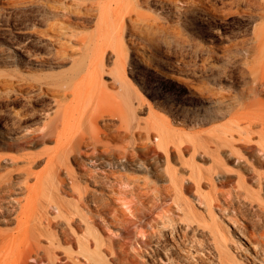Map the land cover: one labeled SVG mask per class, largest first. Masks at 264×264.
<instances>
[{
	"label": "rangeland",
	"instance_id": "1",
	"mask_svg": "<svg viewBox=\"0 0 264 264\" xmlns=\"http://www.w3.org/2000/svg\"><path fill=\"white\" fill-rule=\"evenodd\" d=\"M55 22L59 42L45 32ZM132 42L150 56L139 67ZM123 47L127 69L115 79ZM263 74L264 0H0V181L11 183L0 190V260L15 257L2 244L19 230L22 247L38 243L51 264H264ZM7 77L25 89L9 91ZM56 86L67 88L66 133L95 109L119 115L108 128L126 135L102 137L128 145L111 177L84 156L63 158L55 136L29 137L57 108L46 95ZM51 172L65 184H50ZM61 205L87 227L63 235Z\"/></svg>",
	"mask_w": 264,
	"mask_h": 264
},
{
	"label": "bare ground",
	"instance_id": "2",
	"mask_svg": "<svg viewBox=\"0 0 264 264\" xmlns=\"http://www.w3.org/2000/svg\"><path fill=\"white\" fill-rule=\"evenodd\" d=\"M61 24L62 23L57 24V22L50 23V24L48 23V26L45 28V32L49 34L50 38H52V41H53V39L58 40L59 36L61 34L62 35L66 34V32L64 30H62V28L65 26L61 25ZM68 25L71 26L72 24L68 23ZM75 25L78 26L79 23H75ZM56 26H60L59 28L61 30H57ZM70 33L73 34L74 32L71 31ZM57 42H59V40ZM262 43H263V40H262V38H260L258 40L257 44L260 47L262 45ZM66 47H67V44L64 41L59 43V46L54 50V56L56 59H58V60L64 59V54H67V51H66L67 48ZM130 47L135 49V53L139 57V58H137V62H134L131 59L130 60L131 65L134 64L135 67H139V65L142 64L143 62L147 63L150 60V56L144 52L145 51L144 47L137 46V44L135 42H132ZM96 49H98V48H96ZM122 50L124 51V53H123L124 56L121 57V55L118 53V55L116 56V59L114 61V67L111 69L115 79L121 78L125 69H127L126 68V66H127L126 65V63H127V58H126L127 57V47H123ZM261 50H263V47ZM261 50L257 53L258 56H262ZM108 54H109V51H107L106 48H103L102 50L99 51L98 62L96 63L97 68L99 66L98 69L96 68V72H97L98 77H100V75H101L100 71H101L102 66H103V57H104V55L107 56ZM46 56H48V55H46ZM96 56L97 55H95L94 57L96 58ZM107 58H108V56H107ZM45 60H47L46 57H43L42 61H45ZM95 62H96V60H95ZM260 83L264 85V74H263L262 79L260 80ZM34 85L35 84L31 82L29 84V86H27V87L31 88ZM4 86L9 91H11L14 87H16L17 90L25 89L24 85H22V84L15 85V82H13V80L8 78V77L5 79V85ZM58 87L59 86H56L53 89H51L50 91H47V94H46L48 97L52 98L53 102H55L57 104V106H56L57 108L53 111V113H49L47 111V113H46L47 117L45 118L43 124L40 127L28 130L29 137L37 138V139H45V138L47 139V138H50L52 136H55L56 139H58L57 140L58 145L56 147L54 146V148H56L55 150L57 152L61 153V156L63 158L64 157L68 158L69 156L75 157L76 154H78L80 156H84L85 159H87L88 165L101 168L105 172V174H104L105 176L111 177L112 174L115 173L116 168L125 165L122 160L123 159L125 160V154L128 151V148H127L128 145L124 144L121 147H116V146H113L112 144H110L108 141L103 140L102 137H105L108 140L115 141V140H118L120 137L126 135L127 131L125 129L124 130L121 129L122 125H119V127H116L115 129H109L108 128V126L110 125V122L115 120L116 118H118L119 115L113 111H106V110H102V109L93 110L94 109L93 108V109H91L93 111L88 116V120H89L88 122L89 123L87 125L84 124V125H82V127H81V125H78L76 128H74L70 131H69V129H71V128L68 127L67 132L68 131L69 132L66 133V130H65V126H66V122H67L66 114H65L66 112L62 113V117H61L59 115V113H60L59 106H61V101L67 94V88L64 86H63L64 88H58ZM40 88H42V87H40ZM102 92H104V91H102ZM106 92H108V91L106 90ZM45 93L42 94L41 99L46 97ZM106 94H109V93H106ZM102 95H103V93H102ZM103 96H104V99L107 100L105 95H103ZM77 98H78V96H77ZM104 99H103V101H104ZM107 101H106V103H107ZM95 106L96 105H94V107ZM67 117L69 119L71 118L69 116H67ZM73 118H74V116H73ZM100 118H102L101 121L103 122V125H104V128L106 129V131L105 130L101 131L97 125V122L99 121ZM69 119H68V121H69ZM76 119L77 118H75V120ZM70 123H71V121L69 122V124ZM71 124L73 126L74 122ZM59 127H61V129H58ZM147 150L148 151L146 153H152V152H155V154L159 153L158 150H156L154 146L147 148ZM51 153L54 154V151L53 152L51 151ZM146 156H147V154H146ZM104 157H106L107 159H104ZM48 162L49 163L55 162L52 158V154H51V158H49ZM66 174H67L68 182H70L69 186L71 187V189L72 190L77 189V191H78L77 192L78 200H81L82 198L85 199V197L87 195L86 191L79 188L80 184L77 183L75 177H71L69 175V173H66ZM119 177L120 178L118 180L123 181L124 183H128V181H130V178L128 176L124 175L123 172L120 174ZM49 180H50V184H58V185L59 184H65L64 179L60 178L58 176L57 172H51ZM124 180H128V181L125 182ZM96 181L98 183L101 182V180H99L97 178H96ZM4 182L5 181H0V190L3 188V186L8 188L11 184L10 182H6V183H4ZM110 187H114V184L111 183ZM7 190H9V189H7ZM27 201L28 202L26 204H21L20 201L17 200V202L21 204V206H19L20 207L19 211L16 213V219H17V223H18L17 225H19V226L25 223V219H23V216H24L23 213L26 210L30 209L28 207L30 200L28 199ZM60 209L62 211H64V213H65V219L64 220H65L66 224L64 225V227L63 226L60 227V230L63 233V235H70L71 234L69 231V228H68L69 225H71V224H74L76 227H79L82 225H83V227L84 226L87 227V225H88L87 221L85 219L81 218V215L78 214L77 210L75 211V209H72V208L66 207V206H62V205H61ZM27 212H26V214H28ZM25 216H27V215H25ZM103 220H105L104 217H103ZM83 222H84V224H83ZM53 223L54 222L52 220H50L48 225L53 224ZM18 232H19V230L17 231L16 234H14L11 237L10 240H8L2 244V245H4V247L7 248V250L9 249V251L14 252L15 257L14 258L12 257L13 258L12 260L7 259V257L4 260L1 259L0 264H51L53 262V260L49 257H48V259H46L45 255H43V253L39 251L40 246L38 245V243L34 244V247L31 245L28 248H23L21 245V243H22L21 239L23 237L20 236V234H22V233L21 232L18 233ZM24 233H25V231H24ZM1 235L2 234L0 233V238H3V236H1ZM37 239L39 240L40 238L38 237ZM144 242L146 243V241H144ZM34 252H35V254H34ZM6 253H7V251H6ZM4 255H7V254H5V252H4ZM45 260H47V262H45ZM51 260H52V262H51Z\"/></svg>",
	"mask_w": 264,
	"mask_h": 264
}]
</instances>
